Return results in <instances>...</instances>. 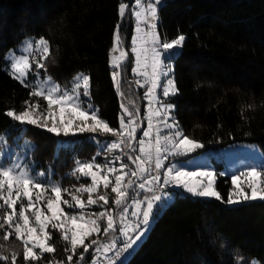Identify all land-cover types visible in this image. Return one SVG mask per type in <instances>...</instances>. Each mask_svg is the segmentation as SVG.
Here are the masks:
<instances>
[{
	"label": "trees",
	"instance_id": "trees-1",
	"mask_svg": "<svg viewBox=\"0 0 264 264\" xmlns=\"http://www.w3.org/2000/svg\"><path fill=\"white\" fill-rule=\"evenodd\" d=\"M134 1L124 0L129 8L121 20L120 0H0V134L9 142L19 134L29 140V160L36 168H51L54 180L70 191L72 185L90 183L89 178L78 181L70 175L76 161L95 157L97 163H106L101 142L114 138L79 132L56 136L30 125L23 131L4 113L22 110L30 89L4 70L5 54L27 38L44 37L51 51V58L44 61L47 74L57 83L66 87L77 73H86L91 77V101L111 127L119 129L121 103L133 112L139 109L137 117L144 121L146 88L139 87L132 73ZM159 14L163 38L186 37L174 61L179 92L164 98L175 106L185 134L201 142L204 150L248 143L258 144L264 153V0H163ZM117 23L121 48L128 53L120 69L123 96L113 83L109 63ZM39 102L46 107L45 101ZM217 188L227 199L230 179L220 177ZM155 216L147 238L127 264H235L238 256L246 264L251 259L264 264V201L229 206L177 192ZM53 235L55 258L66 260L64 242L58 233ZM85 256L83 264L90 263L94 250Z\"/></svg>",
	"mask_w": 264,
	"mask_h": 264
},
{
	"label": "snow or ice",
	"instance_id": "snow-or-ice-1",
	"mask_svg": "<svg viewBox=\"0 0 264 264\" xmlns=\"http://www.w3.org/2000/svg\"><path fill=\"white\" fill-rule=\"evenodd\" d=\"M160 3L161 0H135L132 6L137 33L132 37L131 53L135 64L132 72L144 78L143 84L136 80L140 87L148 85L144 94L148 100L144 114L148 125L139 137V109L133 112L121 103L123 114L119 118V129L100 117L99 108L91 102L88 74L77 73L70 88L62 87L47 75L44 61L51 58V51L50 42L44 37L25 40L21 54L10 51L5 57L9 75L30 89L22 110L8 109L4 113L8 118L21 126H35L56 136L99 133L114 139L101 145L105 152L112 154L106 163H97L95 157L90 161H76L70 175L78 181L82 177L89 178L90 183L72 185L71 191L51 179V168L48 172H33L25 162L32 150L28 141L24 154H12L7 163L0 159V261L4 264H20L21 257L23 264H83L90 249L95 253L103 251L105 256L115 249L114 255L107 257L108 264H117V260L123 264V258L135 250L149 231L156 211L171 200V193L166 191L168 187L182 188L191 196L215 199L229 206L264 201V167L216 172L205 167L188 170L174 163L166 165L171 157L188 155L204 145L185 134L171 115L175 106L161 100L156 91L162 89L165 98L178 94L174 78H169L173 67L165 59H170L186 40L183 34L171 40L162 39L155 31ZM128 8L129 5L120 0L118 15L121 20ZM141 23L147 25V30L140 27ZM120 28L121 24L117 23L109 63L113 69V83L118 94L123 96L118 69L123 68L128 53L121 51L119 57L111 55L123 45ZM36 53L40 54L38 58ZM29 75L35 77L34 83L28 79ZM162 77L167 78L166 82L161 83ZM41 99L46 107L39 102ZM252 107L247 105L248 109ZM5 144L6 135L0 134V146ZM126 148L130 151H125ZM117 151L120 154H116ZM3 155L0 148V156ZM123 157L135 167L123 162ZM116 162H119L118 168L114 166ZM220 177L230 179L227 199L217 188ZM64 194L70 199H65ZM93 206L101 210H87ZM130 207L133 208L131 213ZM129 216L136 217V221H130ZM54 233H58L65 244L66 260L55 258ZM100 236L108 239L101 240ZM74 257H77L75 261ZM91 264H97L95 256Z\"/></svg>",
	"mask_w": 264,
	"mask_h": 264
},
{
	"label": "rangeland",
	"instance_id": "rangeland-1",
	"mask_svg": "<svg viewBox=\"0 0 264 264\" xmlns=\"http://www.w3.org/2000/svg\"><path fill=\"white\" fill-rule=\"evenodd\" d=\"M134 4H135V1H134ZM162 4H163V0H161V3L159 5V10H160V7ZM158 17H159L158 21H155V23L157 25L155 31L159 33V35L162 39H165L162 37L161 32H160V14H159V11H158ZM134 21H135V17H134ZM140 27L142 29L147 30V25L144 23H141ZM136 34L137 33H136V21H135L134 35H136ZM30 38H33V37H30ZM27 39H29V38H27ZM35 39H39V38H35ZM24 41L22 42V44L19 47H17L16 49H12L10 51H14L17 55L21 54L20 49L22 48ZM131 44H132V42H131ZM137 47H139V44L137 45ZM182 48L175 50L174 53L171 54L170 59H167V58L165 59V62L171 64L173 67V72L170 74L169 78H174L175 82H176V79H175V71H174V61H175L176 57L178 56V54L180 53V51L182 50ZM10 51H8L5 54V57L10 54ZM39 55H40L39 53H36L37 58L39 57ZM5 57H4L3 68L6 72H8L7 71L8 62L5 60ZM116 57H119V55H117ZM125 63H126V61L124 62V64ZM33 66H35V65H33ZM134 66H135V64L133 63V67ZM81 73H83V72H81ZM43 76H44V72H43V70H41V77H43ZM134 76H135L136 80H140L141 84L144 83L143 77L137 76V75H134ZM28 79L30 81H33V83L35 82V77L33 75H29ZM52 79L55 81V79L53 77H52ZM118 79H119V77H118ZM166 79L167 78L162 77L161 83L166 82ZM147 86L148 85H146L145 87H141V88H147ZM66 87L70 88L71 84L66 86ZM156 91L160 95V99L164 101L165 97H163V95H162V89H157ZM147 102H148V100H147ZM154 107H155V105H154ZM174 112H175V107L171 113V115L175 117ZM122 114L123 113L121 112V115ZM175 119H176V117H175ZM137 120L140 123V130L137 132V136L139 137L142 135L143 130L147 128L148 122L146 119H144V121H145V124H144V121H142L140 119V117H137ZM169 122H171V121L169 120ZM22 128L24 131L27 128V125L22 126ZM20 137H21V134L15 136L14 140L12 142H9L7 139V136H6V144L3 146H0V148H2L3 153H4L3 156H0V159H3L4 162L7 163L8 159L11 157L12 154H14V153L24 154L25 142L26 141L30 142V141L27 139H20ZM18 140H20V142H18ZM133 143L135 144L136 142L133 141ZM103 144L104 143L101 142V145H103ZM31 146H32V144H31ZM103 152H104L103 154H105L104 155L105 160L106 159L109 160L112 158L111 153H107L104 150H103ZM116 154H120L119 151H117ZM29 156H30V154L27 156L25 162L28 163L32 167L34 173L40 172V171L48 172L46 169L36 168L35 164L32 163L31 160H29ZM108 157H110V158H108ZM123 162L129 163L130 167H133V168L135 167L134 165H131V162L128 161L126 157H123ZM165 163H166V165L168 163H174V164H177L178 166H183L188 170H195L198 167H205V168H211V169L215 170L216 172H234V171L241 170L244 167H249V166L264 167V153L258 144L239 143V144H235V145L229 146L227 148H222V149L204 150V147H203V148L197 149L195 152L189 153L188 155H185V156L171 157L170 160L166 161ZM114 166H116L118 168L119 162H116V164ZM51 179L53 181H55L53 178V175L51 176ZM133 179H135V178H133ZM166 191L171 193L172 198H171V200L167 201L165 204H162L161 207L157 210V214L159 216L162 214L163 210L166 207H168L174 201V197H175V194L177 192L190 195V194L184 192L182 188H178V187H168L166 189ZM192 197H194V196H192ZM194 198L201 199V200H213V199H204V198H198V197H194ZM257 201H259V200H257ZM41 206H42V204H41ZM132 210H133V208L130 207L129 213H131ZM156 217L157 216L154 217L149 231L145 234L143 239L138 243V246L135 247V250L132 251L130 255H126V257L123 258V264H127L128 260L131 258V256L140 247L142 242L147 238L152 226L155 223ZM129 220L134 223L136 221V217L129 216ZM120 239L123 240V237H120ZM114 250L115 249H113L112 252L107 253V256H105L103 251H101L100 253H95V257L97 258V264H105V263L108 264L107 257H111L114 254L113 253ZM87 264H91V262L87 263ZM117 264H121V261L117 260ZM235 264H246V260L244 257L238 256L237 260L235 261ZM247 264H262V263L256 259H251L247 262Z\"/></svg>",
	"mask_w": 264,
	"mask_h": 264
},
{
	"label": "built area",
	"instance_id": "built-area-1",
	"mask_svg": "<svg viewBox=\"0 0 264 264\" xmlns=\"http://www.w3.org/2000/svg\"><path fill=\"white\" fill-rule=\"evenodd\" d=\"M119 49H120L121 51L126 52L123 48H121V46H120ZM126 53H127V52H126ZM111 55L116 57V56L118 55V51H116V52H114V53H111ZM118 70L120 71V69H118ZM153 125H154V126L156 125V119H155V118L153 119ZM114 253H115V252H114ZM113 255H114V254H113ZM113 255H112V256H113ZM105 264H106V263H105Z\"/></svg>",
	"mask_w": 264,
	"mask_h": 264
},
{
	"label": "crops",
	"instance_id": "crops-1",
	"mask_svg": "<svg viewBox=\"0 0 264 264\" xmlns=\"http://www.w3.org/2000/svg\"><path fill=\"white\" fill-rule=\"evenodd\" d=\"M119 48L120 46H118L117 51H118V55L120 56L121 50Z\"/></svg>",
	"mask_w": 264,
	"mask_h": 264
},
{
	"label": "water",
	"instance_id": "water-1",
	"mask_svg": "<svg viewBox=\"0 0 264 264\" xmlns=\"http://www.w3.org/2000/svg\"><path fill=\"white\" fill-rule=\"evenodd\" d=\"M120 77H121V75H120ZM120 77H119V78H120Z\"/></svg>",
	"mask_w": 264,
	"mask_h": 264
}]
</instances>
